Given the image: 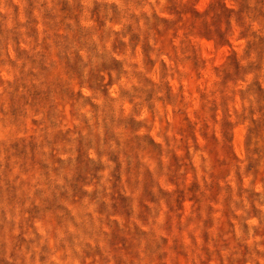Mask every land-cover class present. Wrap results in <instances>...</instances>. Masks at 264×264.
I'll use <instances>...</instances> for the list:
<instances>
[{
    "label": "clouds",
    "instance_id": "9594fccd",
    "mask_svg": "<svg viewBox=\"0 0 264 264\" xmlns=\"http://www.w3.org/2000/svg\"><path fill=\"white\" fill-rule=\"evenodd\" d=\"M0 264H264V0H0Z\"/></svg>",
    "mask_w": 264,
    "mask_h": 264
}]
</instances>
